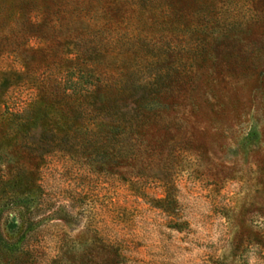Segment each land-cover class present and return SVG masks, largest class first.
<instances>
[{
    "label": "rangeland",
    "instance_id": "rangeland-1",
    "mask_svg": "<svg viewBox=\"0 0 264 264\" xmlns=\"http://www.w3.org/2000/svg\"><path fill=\"white\" fill-rule=\"evenodd\" d=\"M0 264H264V0H0Z\"/></svg>",
    "mask_w": 264,
    "mask_h": 264
},
{
    "label": "trees",
    "instance_id": "trees-1",
    "mask_svg": "<svg viewBox=\"0 0 264 264\" xmlns=\"http://www.w3.org/2000/svg\"><path fill=\"white\" fill-rule=\"evenodd\" d=\"M0 127H1V125H0ZM3 136H4V135H3ZM3 136H0V138H1V139H4Z\"/></svg>",
    "mask_w": 264,
    "mask_h": 264
}]
</instances>
